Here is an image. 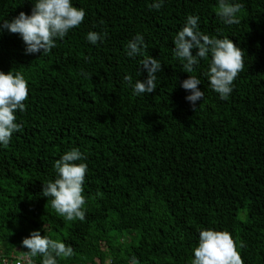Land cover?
I'll return each instance as SVG.
<instances>
[{"label":"trees","instance_id":"1","mask_svg":"<svg viewBox=\"0 0 264 264\" xmlns=\"http://www.w3.org/2000/svg\"><path fill=\"white\" fill-rule=\"evenodd\" d=\"M71 2L85 19L48 53L26 54L19 34L0 33V71H19L29 92L15 113L21 130L0 145V264L20 259L36 230L73 248L57 264H191L201 229L229 232L244 264H264V0H229L243 6L233 25L217 15L218 0H163L159 10L155 0ZM33 3L0 0V24ZM189 15L197 31L244 50L227 99L205 75L210 54L191 73L175 56ZM90 31L107 35L92 44ZM137 34L146 48L129 57ZM146 56L162 70L153 93L136 95L124 76L144 81ZM189 75L204 92L195 111L181 87ZM73 148L88 169L84 221H67L41 193Z\"/></svg>","mask_w":264,"mask_h":264},{"label":"clouds","instance_id":"2","mask_svg":"<svg viewBox=\"0 0 264 264\" xmlns=\"http://www.w3.org/2000/svg\"><path fill=\"white\" fill-rule=\"evenodd\" d=\"M31 14L21 11L11 21L4 20L0 24V33L7 30L19 34L26 45L25 53H48L56 47V39H63L69 30L77 28L85 19V10L74 7L71 0H35ZM163 0H155L152 7L159 10ZM240 3H230L229 0H218L217 15L227 25L239 24L237 16L242 9ZM199 17L189 15L186 24L174 37V53L183 62L185 73H191L200 59L211 56L209 70L205 73L211 88L219 94L221 99H227L232 92V85L238 74L244 69V50L233 43L228 37L223 39L210 37L197 31ZM107 35L90 31L87 40L96 44ZM143 36L137 34L127 43L126 53L129 57L143 55ZM192 49H197L195 55ZM141 68L146 70L147 78L144 81L136 80L133 83L130 75H125L124 80L133 88L136 95L153 93L156 90V73L162 70L158 59L146 56L141 60ZM201 82L189 75L181 83V87L190 91L186 100L191 102L196 109V102L203 99L204 92L198 87ZM28 82L19 71L12 70L4 73L0 71V145L7 146L13 133L21 130L22 125L17 123L15 113L26 111L25 101L28 99ZM86 159L78 149L67 151L56 160L54 170L56 178L43 184L42 196L51 198V207L67 221H84L86 204L84 181L87 173V164L77 163ZM21 245L27 251L20 252L23 264H34L33 258L42 256L41 264H57V258H70L74 255L71 246L41 235L39 230L32 231L28 237L22 239ZM240 247H244L243 241ZM194 259L191 264H244L240 252L237 250L236 241L227 231L201 229L199 232L198 246L193 249ZM131 264H139L132 257Z\"/></svg>","mask_w":264,"mask_h":264},{"label":"built area","instance_id":"3","mask_svg":"<svg viewBox=\"0 0 264 264\" xmlns=\"http://www.w3.org/2000/svg\"><path fill=\"white\" fill-rule=\"evenodd\" d=\"M5 264H23L20 259H16V261H6Z\"/></svg>","mask_w":264,"mask_h":264}]
</instances>
